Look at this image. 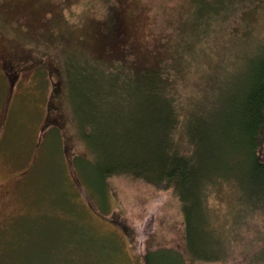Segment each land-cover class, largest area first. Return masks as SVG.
<instances>
[{
	"label": "trees",
	"instance_id": "16d2710c",
	"mask_svg": "<svg viewBox=\"0 0 264 264\" xmlns=\"http://www.w3.org/2000/svg\"><path fill=\"white\" fill-rule=\"evenodd\" d=\"M118 1L91 29L98 50H80L78 68L63 60L85 151L95 154L85 167L101 186L128 175L172 189L192 261L235 264L242 232L255 229L241 253L245 264L264 262V40L246 50L220 32L255 0H187L175 35L151 38L120 32L130 21ZM213 196L226 206L222 215ZM144 258L155 264L156 254Z\"/></svg>",
	"mask_w": 264,
	"mask_h": 264
},
{
	"label": "rangeland",
	"instance_id": "374dc122",
	"mask_svg": "<svg viewBox=\"0 0 264 264\" xmlns=\"http://www.w3.org/2000/svg\"><path fill=\"white\" fill-rule=\"evenodd\" d=\"M186 2L124 0L122 17L130 23L119 30L173 37ZM119 3L0 0V264H146L148 251L156 254L155 264H221L187 257L183 213L172 189L128 175L101 186L85 167L95 154L85 151L63 60L78 68L80 50H98L91 29ZM242 5L220 32L246 49L264 40V0ZM189 87L180 80L181 92ZM209 203L215 215L223 214L219 196ZM244 234L235 264H245L243 244L256 230Z\"/></svg>",
	"mask_w": 264,
	"mask_h": 264
}]
</instances>
